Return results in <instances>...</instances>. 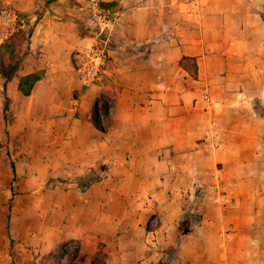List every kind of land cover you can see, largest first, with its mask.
Masks as SVG:
<instances>
[{
    "label": "crops",
    "instance_id": "obj_1",
    "mask_svg": "<svg viewBox=\"0 0 264 264\" xmlns=\"http://www.w3.org/2000/svg\"><path fill=\"white\" fill-rule=\"evenodd\" d=\"M91 1L0 0L27 34L0 71V264H264V0H96L99 84L72 63Z\"/></svg>",
    "mask_w": 264,
    "mask_h": 264
},
{
    "label": "built area",
    "instance_id": "obj_2",
    "mask_svg": "<svg viewBox=\"0 0 264 264\" xmlns=\"http://www.w3.org/2000/svg\"><path fill=\"white\" fill-rule=\"evenodd\" d=\"M88 16L89 26L95 30V36L99 38V41L75 52L72 63L81 72L86 82L99 84L113 68L112 59L108 53V42L103 37V32L113 20L115 10L103 7L98 1L92 0L89 3ZM22 26L23 18L15 8L5 4L0 5V44Z\"/></svg>",
    "mask_w": 264,
    "mask_h": 264
},
{
    "label": "trees",
    "instance_id": "obj_3",
    "mask_svg": "<svg viewBox=\"0 0 264 264\" xmlns=\"http://www.w3.org/2000/svg\"><path fill=\"white\" fill-rule=\"evenodd\" d=\"M99 4L103 7H109L112 10H115L114 4L106 3L99 1ZM79 25L84 27L87 32H90L91 35H96L94 29L85 26L84 24L79 22ZM27 39V34L23 27L18 28L15 32L9 35L1 44H0V71L5 77V83L8 81L17 68L19 67L21 61L23 60L25 52L22 51V45ZM179 65L185 69L192 77L197 76V64L196 60L193 57L183 56L179 60ZM39 79V75L37 73H31L22 76L19 79L18 89L22 94L28 95L35 82ZM2 91L5 92V86H3ZM7 104V100H6ZM6 110V106H5ZM197 196V195H196ZM197 211V202L186 206L183 210V219L181 221V226L183 224L188 223L189 219H200L199 214H196ZM52 264H60L58 258L52 257Z\"/></svg>",
    "mask_w": 264,
    "mask_h": 264
},
{
    "label": "rangeland",
    "instance_id": "obj_4",
    "mask_svg": "<svg viewBox=\"0 0 264 264\" xmlns=\"http://www.w3.org/2000/svg\"><path fill=\"white\" fill-rule=\"evenodd\" d=\"M259 110H262V111H264V108H259ZM196 214H198V211H196ZM195 222H197V219H193V218H192V219H189V221H188V223H186V225H185V224H183V227H184V229H185V228H187V227L190 225V223H191V224H193V223H195ZM187 225H188V226H187ZM55 257H56V258H58V257H59V255H56ZM76 259H77V258H76ZM97 259H99V260L97 261V262H99V263H100V262H102V260H103V258H102V257H101V259H100V258H97ZM65 260H67V261H68V260H69V258H66Z\"/></svg>",
    "mask_w": 264,
    "mask_h": 264
}]
</instances>
